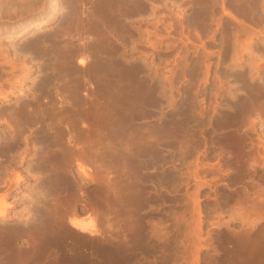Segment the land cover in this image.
Segmentation results:
<instances>
[{
	"label": "rangeland",
	"instance_id": "rangeland-1",
	"mask_svg": "<svg viewBox=\"0 0 264 264\" xmlns=\"http://www.w3.org/2000/svg\"><path fill=\"white\" fill-rule=\"evenodd\" d=\"M0 1V5L3 4L2 2H5V0ZM7 1L6 4L8 5ZM52 1L41 0L34 2L33 0H17L12 6H7L6 4L0 6L1 8L3 7L2 9L0 8V11L2 10L0 12V44L2 47L0 48V91L11 89L12 83L16 82V80L21 81L23 89L21 92L17 91L16 95L0 100V104L2 105L12 104V102L23 100L29 96H40L42 93L38 89L39 82L44 79L46 73L50 70L49 65H46L47 67L44 66V64H48L49 60L42 53L25 50L21 48V45L33 36L41 35L42 37L43 34L53 32L62 25L61 21L68 8L67 0H58L60 3L58 7L59 12H56L53 20L42 23L46 22L43 20H47L51 13H53ZM260 1L264 6V0ZM241 2L242 0H144V5H146L144 8L138 12L135 11V14L132 13L128 15L130 17L125 18V24L131 30L124 35L125 37H122L123 40L120 38L121 40L119 39L117 42L120 49L123 50L121 52L124 53L123 58L120 59L126 64H145V67L147 66L146 72H148V80H146L156 86V92L160 91L158 98L161 100L153 106H149L150 109H148L146 114L141 113V115L137 113V117L136 115V118L133 117L131 122L136 126L131 122L132 125L125 122L126 124L123 128L127 131L133 126L134 128L131 127L133 130H140L139 128H141L142 131L149 132L150 127V129L154 128V131L151 130L150 132L156 133V124L158 127L160 124L164 125V121L166 124L171 115L176 116L180 114V117L184 116L183 118L178 116L179 119H183L181 121L183 123V130L182 134L178 135L177 141H173L172 143L167 142L163 145L162 153H164L166 160L165 165L163 164L165 166L163 167L164 169L160 166L156 168L151 162L146 164L147 168H145V172L149 176L148 178L146 177L149 180L146 185L148 193H146L152 198L150 199L149 197L150 201L146 207L144 219H147L151 224L146 223L148 226L146 227L149 228L148 230L158 228L155 229V232L157 231L160 235H157L154 230L151 234L154 233V236L157 238L161 236L159 242L160 240L162 241L159 243V245L162 243L159 248V250L162 248L161 252L155 248L150 250L152 255L150 251V254L146 251L141 252L146 260L149 258L147 262L150 264L154 263L153 261L156 260V257L164 261L166 256L167 260H170H168L169 263L167 262V264H217L215 261H210V263L209 258H215L218 254L222 255L225 250L227 253H231L240 236L252 229L255 230V233L262 234L261 242L264 243V8L261 11L249 7L242 12L240 11ZM82 5H87L86 7L90 8L91 2L90 0H85ZM86 7L81 6L80 8L86 9L84 11L88 13L87 10L89 9ZM237 20L238 23L236 22ZM244 23L251 24L262 33H253V30L242 25ZM23 27H27V31L20 35L17 34ZM69 30L74 34V30ZM79 35L85 38H80ZM85 35L87 34L81 33L75 35V40L74 38L72 39L76 44H73V41L69 37L65 40L67 43L69 40V46L80 47L82 45L79 42L81 39H85V41L81 40L82 43L89 40V36ZM86 37L88 40H86ZM76 39L80 40L76 42ZM245 39H251L250 45L247 48L243 44ZM46 40V44L49 45L50 41L48 38ZM78 58L79 56L76 55L72 64H77ZM86 86L87 84L82 86L83 89L82 87L80 88V91H82L78 92V95L79 97H83L82 99H87V102H90L92 97L93 101V97H97V91L92 90L89 84L88 88ZM84 92L88 93L87 96L82 94ZM93 94L94 96H91ZM254 94L260 95L254 104L255 106L253 105L254 110L251 107L252 111L249 108L250 112L247 111L245 118V115H243L242 119H245V121L244 123L242 121L243 125L239 128L235 120L228 117L231 113L236 112L238 102L243 104L247 102L248 104V100ZM64 95L62 94L61 96L63 97ZM241 97L244 98L243 101ZM64 98L65 100H62V103L60 101L61 104L67 100L66 98L69 101L74 100L75 102L74 96L70 97L66 94ZM71 98L72 100H70ZM56 100L58 101V99ZM56 100L48 97V101L45 103L47 110L51 106L49 111L55 109L59 112V101L56 103ZM245 100L246 102H244ZM234 104L237 105L234 106ZM95 108H90L88 111V115L85 118L86 125L79 122V129L85 131L86 134L90 133L89 139H93L94 137L99 142L103 139L101 142L103 143L106 139L102 136H107L108 129L105 127L106 125L103 126L101 122L99 123L100 110L97 107ZM53 112L56 113V111ZM11 119V117L10 119L7 117L6 121L2 118L0 119L2 139L5 137V140H10L11 137L14 139L17 134L16 131H18L20 138L24 136L21 139L25 138L24 140H26V142L20 145L19 149L15 150V159H19L20 163H25L30 161L37 162L40 157L41 161L43 153H46L42 149H47L42 142L45 131L43 128L46 127L45 125H47L49 119H44L46 120L45 122L44 120L36 122L37 124H28V127L27 125L23 126L24 130L20 128V125L18 127L17 123ZM228 119L232 120V122L228 121ZM8 120L15 123L8 124ZM64 120L67 121L66 119ZM65 121H63L64 123L57 121L53 126H63L62 129H64V125L67 123ZM226 121L229 123L228 126ZM233 121L236 123V126ZM220 123L223 127L220 126ZM12 124H15V126H12ZM40 129L43 131L38 133ZM128 131L130 132L131 130ZM234 134L240 137V139L242 138L241 144L244 151L248 154L247 156L244 152V159L247 161V165H251L250 167L253 168H247L249 172L246 170L247 174L238 178L235 177L237 175L236 171L239 168H237L238 165L234 162L237 160V154L228 140L229 137L235 136ZM227 136L226 141L225 138ZM34 138L38 139L35 140ZM115 139L112 138L114 141L110 140V143L111 141L113 143L111 144L113 148L118 145V140L116 139L115 142ZM73 140L77 142L76 138H73ZM81 140H78L79 144ZM83 140H85L84 144H86V136ZM41 142L42 144H38ZM76 142L74 143L76 144ZM48 149L45 151H48ZM97 152L98 156L100 152V156L102 157L92 154L91 158L94 156V161L89 156L86 158L90 160L85 161L86 166H90L93 169L90 170L92 171L93 178L92 176H86L80 171L76 162H71L70 166H67L70 169L67 173L74 180L77 178L76 182L79 184L82 182L81 188L85 191L84 197H80L77 203V205L83 204L84 207V212L80 213V216L84 220H88L90 216L96 215L100 231L104 230L101 234L95 235L96 237L101 236L102 233L104 235L99 238H109L111 236L109 238L111 239L114 235L117 237L118 234L120 239L124 236L129 237V231L125 228L127 226L123 218L121 219V217L119 218L118 215L114 214L118 212L116 211L117 206L112 207L111 201L109 203L106 200L102 205L99 203L100 201H98L99 204H96L91 199L95 187H98L100 183L98 180L101 179L100 181L106 182V180L112 177V180H110L113 181V177L116 179L117 175V173H114L117 171V168L115 167L116 164H113L114 158L111 156L112 152L110 154L109 151L105 150V152L109 153V156L106 153L102 154L104 150H97ZM104 154L105 156L107 155L106 158L110 157L113 162L109 159H104ZM97 157L101 159V162L105 161L104 164L102 162L100 166V160ZM106 161H111L110 163L113 165L110 163L105 164ZM173 163L176 164L175 172L178 175L175 182H165L164 180L161 182V186L156 185V172L154 171L151 174L148 166L151 164L149 168L153 166L155 169L153 167L150 169H157L156 171L162 168L163 170H161L166 174L167 170L172 168L171 165H174ZM103 165H106L105 168L107 170L103 171L105 169L101 168ZM109 165L114 167L111 169ZM107 167L111 170V173L113 172L112 174L110 172L107 173L109 170ZM165 170L166 172H164ZM37 172L32 176L28 175L27 172L21 171L19 168H15L14 170L7 169L3 167V161L0 159V184L5 179H8L6 183L10 184V189L16 185V189H19L27 185V182L35 183V185L31 186L30 190L24 189L28 193L24 201L31 203L33 207L27 206L22 211H16L15 207L8 206L7 213L10 218L2 220L0 217V229L3 228L4 230H0V234H5L4 232L14 227L17 221L37 217L35 214L36 211L38 212L37 205L39 206L40 202L36 203L35 190L38 182H40L39 180L48 176L47 173H43L39 169ZM70 172L72 173L70 174ZM197 172L198 174L196 175ZM101 173H107L108 175L110 173V175L106 177L107 174H105L106 179L104 180L103 177L100 178ZM17 174H21L24 177L19 183L16 182ZM151 182L154 183L152 184ZM156 189L159 193L156 192ZM3 195L5 196V200L11 205L14 203L12 201L13 197L18 194H8L7 191H3V188H0V198ZM49 199L54 200V195H50ZM55 200L53 202H56ZM104 204H107V208H105ZM61 205H65V202L63 201ZM110 208L114 210V213L111 212ZM103 209L107 211L105 212ZM147 220L145 221L147 222ZM109 222L113 223H111V227L108 226ZM64 224L68 225L66 227L70 228V231L72 230V236L74 235V237L78 234L77 236L81 235L89 239L96 238L95 236L91 237L88 233H81L68 222ZM117 225L118 228L116 227ZM112 226L115 228L114 230ZM199 226L201 227L199 228ZM118 229L120 230L118 231ZM124 229L125 231L122 233L121 230ZM74 230L77 231L74 232ZM3 236L0 235V237ZM119 237H117V240H119ZM73 238L70 237L69 239L74 240V246L76 242ZM18 241H20V244H25L28 238L23 236ZM197 247L200 249H197ZM79 248H81L82 252L85 250L83 253L86 254L90 251V247L86 244L85 247L84 244H80ZM83 248L85 249L83 250ZM169 253L173 255H168ZM146 256L149 257L147 258ZM153 256H156L154 257L155 259ZM170 258L174 260L172 259L171 262ZM151 259L152 261L149 262Z\"/></svg>",
	"mask_w": 264,
	"mask_h": 264
},
{
	"label": "bare ground",
	"instance_id": "bare-ground-1",
	"mask_svg": "<svg viewBox=\"0 0 264 264\" xmlns=\"http://www.w3.org/2000/svg\"><path fill=\"white\" fill-rule=\"evenodd\" d=\"M6 1L7 0H5V2H2L3 4L0 6L6 4ZM33 1L39 2L41 0H33ZM59 1L58 0L52 1L53 13H51V15L47 18V20H43L46 22H42V23H47L48 21L53 20L56 12H59L58 11V7L60 6ZM67 1H68L67 2L68 8L63 20L61 21L62 22L61 26H59L53 32L43 34L42 37L41 35L33 36L32 38H29L21 45V48L25 50H29L32 52L35 51L36 53L38 52L42 53L44 57L48 58L49 60L48 64L46 63L44 64V66L47 67L49 65L50 70H48L44 79L40 81L41 83L39 82L38 89H40V92H42L41 95L39 96L36 94L37 96H33V97L29 96L27 98H24L23 100L21 99L14 103L12 102V104H8V105L5 104L6 106L0 104V117L5 121L7 120V117H9V119L11 117L17 123V126L20 125L21 129H23L26 125L28 127V124H33L36 122L38 123L48 118L49 119L47 121L48 123L47 125H45L46 127L43 128V130L45 131L44 133L41 132L43 133V137L39 134L38 135L44 138L42 139V142L44 143V147L47 149L49 148L50 150L52 149L51 152L48 149L49 151L48 152L45 151L47 149H42L43 148L42 146L41 149L44 150V152L46 153H43V156L40 155L42 156L41 161H40V157L39 158L37 157L38 158L37 162H39L37 163L38 169L43 173L48 174L47 177L45 176L46 178L43 177L44 179L42 178V180L41 179L39 180L40 184L38 188H41V190L36 192L35 194L36 203L40 202L39 206H37V210L39 213L36 211V214L35 213L34 214L37 215V217H35L34 219L21 220V223L24 221L26 222L19 225H17L16 223V225L11 229L6 230V228H4L6 230L4 232L5 234H3L4 236L0 234L1 236H3L0 237V264H150L147 262V260L149 259L148 257L150 255L148 257L146 256L148 258L146 260V258H144L145 256L143 257L142 255L143 253L142 251H146L148 252V254H150L151 253L150 250H153V248L159 250L162 244L161 243L159 245V243L162 241L160 240L159 242L161 236L157 238L154 236L155 235L154 233L151 234L153 230L155 232V229L157 227L155 229H151L150 227L151 230H148L149 228H147L148 226L146 225V223H149V221L147 219H144V213H146L145 212L146 207L148 205V202L152 198L147 194L148 190H146L147 189L146 185L148 184L147 182H149V180L146 179V177L148 178L149 176H147L145 172V168H147L146 164H148L149 162H151L153 166L155 165L156 168H159L157 166H160L162 168L165 167L164 163L166 160L164 157V153H162V149L164 147L163 145L164 143L167 142L172 143L173 141H177L176 139L178 135H180V133L183 130L182 128L183 123L181 122L183 119L182 120L179 119L180 114L176 116L171 115V118H169V120L166 121V124L165 121H164V125L160 124L159 127L156 124L157 126V127L155 126L156 133L150 132L151 130L154 131V128L150 129V127H149L150 131L147 130L149 132H146L145 130L144 132L141 130V128H139L140 130L138 129L133 130L131 129V127L133 126L130 127L129 125L128 126L130 128L128 130H131L130 132L128 130L126 131L125 128H123L126 124L125 122L130 123L133 117L134 118L137 117V113L146 114V112L148 111V109H150L151 106H153L155 103H158L161 100L158 98L159 96L158 94L160 93V91L156 92V86L154 84H151L152 82L149 83L147 81L148 80L147 79L148 72H146L147 66L145 67V64L143 65L142 63L141 64L123 63L120 58H123L122 56L124 53L121 52L122 49H120L119 45L117 44L118 40L122 38L124 35H126V33L130 32L131 30V28L129 26L127 27V25L125 24L126 23L125 18L130 17L128 15L134 13L135 11L138 12L139 10L144 8L146 6L144 5V0H90L91 2L90 8L86 7L87 5H82L83 1L85 0L83 1L67 0ZM15 2H17V0L7 1L8 5L11 6ZM80 5L88 8L89 9L87 10L88 13L84 11L86 9L84 10L82 9L84 7L80 8L81 7ZM249 7H253L261 11L264 8L263 3L260 0H242L240 4V11L244 12ZM236 22L238 23V20ZM242 25L253 30V33L255 34L262 33L259 29L255 28L251 24L244 23ZM69 29L74 30L76 32V33L73 32L75 35L81 33L87 34L89 36V40L86 37V40L88 41L82 43L81 40L83 39L81 40L79 39L80 41L76 39V42L79 41L82 45H80L78 42L80 47L79 46L72 47V45L69 46L70 45L69 40L67 43L66 38L69 37V39L71 38V40L73 41L72 38L76 37L74 34L70 32ZM26 31H27V27H23L17 34L20 35ZM79 37L85 38L83 36L81 37V35H79ZM46 38H48V40L50 41L49 45L46 44L47 43ZM83 41H85V39ZM249 42H251V39L250 40L245 39L243 41V44L246 45L245 46L246 48L248 45H250ZM73 44L76 43H74L73 41ZM0 48H2L1 44H0ZM76 55L79 56L77 60V64H72ZM72 74L74 75L70 77ZM94 81L96 82V86ZM14 82L11 85L12 86L11 89L0 91V100L7 99L12 95H16L18 93L17 91L21 92V90H23L20 80H16L15 83ZM86 84L87 86L89 84L92 90L94 89L97 91L96 93L97 97L95 96L96 99L95 97H93V101H92V97H91L90 102H87L88 101L87 99L86 100L82 99L83 97L81 96L79 97L78 95V92L80 93L82 91V90L80 91V88L82 86H85ZM254 93L256 92L254 91ZM62 94H65L64 96H66V94L70 97L74 96L75 102L74 100L69 101L68 98H66L67 100L65 102L63 101L64 105L61 104L62 100H65V98L63 99L64 96L63 97L61 96ZM82 94L83 95L85 94L87 96L88 93L84 92ZM91 96H94V94ZM259 96H260L259 94H254L250 98V100H248L249 101L248 104L246 100L244 101L246 102L244 104L238 102V105L236 104L237 108L234 107L236 108V112H234L233 114L231 113L232 116L230 117L231 115L230 114L228 118L229 119L233 118V120H235L237 125H239V128L242 127L243 125L242 121L243 123L245 121V119L244 120L242 119L243 115H245L244 116L245 118L247 111L250 112L249 108L250 110L251 107L253 108V105L256 103ZM48 97H50L51 99L54 98L55 100L58 99L59 103L61 101V103L59 104L58 101L56 100L57 101L56 103H58V106L60 108L59 110L60 114L55 109L54 110L51 109L49 111V109L51 108V106H49L51 102L48 105L49 109L47 110V105L45 103L48 101ZM243 99L244 98H242V101ZM70 100H72V98ZM236 105L234 104V106ZM53 107L55 108V106ZM95 107H97L100 110L99 123L101 122V125L103 126L106 125L105 127H107L108 129L107 132L108 134L106 137L101 135L103 138L106 139V141H104L103 143H101L103 139H101L102 141L99 142V140L95 139L93 136H92L93 139L92 138L89 139L90 133L86 134L85 131L79 129V122H82L83 125H86L87 122L85 118L88 115V111L90 110V108L94 109ZM252 110H254V108ZM53 111H56V113ZM233 111L235 110L233 109ZM140 114H138V116H140ZM183 117L184 116L180 118ZM224 118H222V120ZM64 119H66L67 121H65ZM229 119L228 121L232 122V120ZM45 121L46 120H44V122ZM57 121L67 122L64 125L65 128L62 129L63 126L61 127L53 126L57 123ZM228 121H226L227 126L229 124ZM9 122L8 124L15 123L13 121H9ZM222 123L224 125L223 121ZM236 123H234L235 126ZM71 125L72 127H70ZM12 126H15V124H12ZM41 126L43 127L42 124ZM18 127H16V129ZM43 130L40 129L38 133H40V131ZM16 133L18 134V131H16ZM17 134L15 135L16 137L13 136L15 137L14 139L11 137L12 139L10 138V140H5L6 137L2 139L3 135L0 132V140H2V142H0L1 143L0 154L2 153V151H7V149L9 148H14L15 151L17 148L18 149L20 148V145L22 143L26 142V140H24L25 138L21 139L24 136L21 135L22 137L20 138L19 135L20 133L18 134V136ZM236 134H234L235 136H233L232 138L229 137L228 140L232 145L234 152H236L237 154V160H235L234 162L236 165H238V167L237 166L236 167L239 168V170L236 171L237 175L235 177L238 178L239 176L241 177L247 174L245 172L246 170L248 171L247 168H252V167H250L251 165L248 166L247 165L248 163H246L247 161L244 159V154L246 152L244 151L243 145L241 144L242 138L240 139V137L236 136ZM85 136L87 138L86 144H84L85 140H83ZM73 138H76L77 142L74 141L75 139L73 140ZM112 138L113 139L116 138L118 140L117 143L118 145L116 144L117 146L116 147L114 146V148L111 146V144H113L112 141H114L112 140ZM227 138L228 136L225 138V140ZM34 139L37 140L36 138ZM80 139L82 140L79 144ZM110 140H112L111 143ZM42 142L38 144H42ZM74 142H76V144ZM98 143L99 145L100 144L101 145L97 146ZM97 150L100 151L104 150L102 154L106 153L107 155L109 153L111 154L112 152L111 156L112 158H114L113 164L114 165L116 164L115 167L117 168V171L115 169L116 172L114 173H117V175H116V179L115 177H113V181H111L112 180L111 176H110L111 178L109 177L111 180L110 179L106 180V182L100 181L101 179L98 180L100 183L98 187L97 186L95 187L94 192L92 191L93 193L91 199H93V202L95 201L96 204L98 203V201H100L99 203L102 205L106 200V202L109 203L111 201L112 207L117 206L116 211L118 212L114 213V210L110 208L112 210L111 212L118 215L119 218L120 217L121 219L123 218V221L126 223L127 227L125 226L122 227H125L129 231V233L127 232L129 237L121 236L122 240L120 239L119 234L117 235V237H119V240H117L118 238L115 237V235L111 239H109L111 236L109 238H103V237L99 238L102 235H104L103 233L101 236L96 237L97 234H101V232L104 231L103 229H102L103 231H100V228L97 223L98 219L96 218V215L94 214V216H90L88 220H84V218L80 216V213L82 212H80L78 208L74 206L75 203L79 201L80 197H82L85 194L84 193L85 191H83L84 189L82 190L81 188L82 182L81 184H79L78 182H76L77 180L76 177H75L76 180H74L71 177V175L67 173L68 170H70L67 166H70L71 162L72 163L76 162L80 171H82L86 176H90V177L92 176L93 178L92 171H90L93 169L90 168V166L89 167L86 166L85 161H89L90 160L89 158H91L92 154L93 155L97 154L98 156V152L96 153ZM105 150L109 151V153L105 152ZM100 155L101 154L99 152V156ZM107 155L105 156L104 154L105 158L104 156L103 158L111 160L110 157L106 158ZM88 156L89 158L87 159L86 157ZM91 159L93 160L94 156H92ZM98 159L100 160V166H101V163L103 161L101 162V159L100 158ZM111 161L108 162L106 161L105 164L110 163ZM175 165L176 164L171 165L172 168L168 169V167L170 166L169 165L167 167L168 172H166V170L164 171L166 172V174L163 173L162 171L164 168L163 169L161 168L162 170L158 169V171H156L157 169L154 170L155 168L153 166L152 167L154 169H150L152 167L149 168L148 166V169L150 170L151 174L154 171L156 172L155 175L157 177V180L155 181V184L161 186V182L164 180L165 182L166 181H170L171 183L175 182L176 177L178 176L175 172L176 171ZM103 166L101 168H105L106 165ZM112 167L110 166L111 169ZM105 170L107 169L105 168L103 171ZM103 171L101 172L103 173ZM108 172L111 173V170L109 169L107 173ZM71 173L72 172H70V174ZM102 173L100 175V178L103 177L104 180L106 179V177L110 175V173L109 175L105 173L107 174V176ZM197 174L198 172L196 173V175ZM94 178L96 179L95 176ZM22 179H24V177L21 174H17L16 182L19 183ZM156 192H158L157 189ZM160 192L162 193V191ZM64 193L67 194V210L62 209V205H61L63 202ZM50 195L51 196L54 195L56 199L54 200L56 202H53L54 201L53 199L50 200L51 198L49 199ZM106 205L107 204H104L105 208H107ZM8 206H10V203L5 200V196L3 195L2 198H0V217L2 220L10 218L9 214L7 213ZM103 210L105 212L107 211L105 209ZM145 220H147V222ZM67 222L73 228L77 229L81 233H88L91 237L96 235L95 236L96 238L89 239L88 237L87 238L83 237L80 234H79L80 236H77L78 234H76L74 239L77 244L75 243L76 246L74 245V250L71 247L69 253H59L58 251H56V247L62 245V241L64 238L66 237L72 238V233H73L71 232L72 230L70 231L69 230L70 228L66 227L68 225L64 224ZM111 223L109 222L108 226L111 227V225L113 224ZM199 223L201 222L199 221ZM116 227L118 228V225ZM200 227L201 226H199V228ZM12 229L15 230V235L14 234L10 235ZM112 229L114 230L115 228H113L112 226ZM120 229H118V231ZM0 230H3V228ZM76 231L74 230V232ZM124 231L125 229L121 230L122 233H124ZM155 233H157V231ZM17 235H24L25 237L28 238V241L26 242V246L24 249L18 247L17 241H15L14 238H12L13 236L16 237ZM157 235L160 234L157 233ZM31 237H33V239L30 240ZM261 240H262V234L260 233L257 234V232L255 233V230L253 229L251 231L249 230L245 234H242L240 238L236 241L234 249L231 253L229 252L227 253V251L225 250L224 253H222V255L218 254L219 256L217 255V257L215 258L213 257L211 259L209 258V262L215 261L217 264L218 263L219 264H264V245H263L264 243L261 242ZM79 243L84 244V247L85 244L88 245V247H90L89 248L90 251L88 250L89 251L88 254L83 253L85 251L84 250L85 248H83L84 251L82 252V256L79 254L80 253L79 250L81 249L79 248L80 245ZM199 247H197V249ZM197 249L196 251H198ZM161 251L162 248L161 250H159V252ZM171 254L169 253L168 255ZM50 257H52V259H50ZM154 257L156 256H153V258ZM166 257L164 261L159 260L158 259L159 257L158 258L156 257V260H154L153 261L154 263L152 264H167L169 259L167 260ZM151 261L152 259L149 260V262Z\"/></svg>",
	"mask_w": 264,
	"mask_h": 264
},
{
	"label": "flooded vegetation",
	"instance_id": "flooded-vegetation-1",
	"mask_svg": "<svg viewBox=\"0 0 264 264\" xmlns=\"http://www.w3.org/2000/svg\"><path fill=\"white\" fill-rule=\"evenodd\" d=\"M15 156H16V154H15L14 148H9V149H7V151H2V153L0 154V159L3 161V167L10 169V170H14L15 168H19L21 171L27 172L28 175H32V176L35 175L36 173H38L37 172L38 164L36 161L20 163V160L15 159ZM28 170H30V172H28ZM6 180H8V179H5V181L0 184V188H3V191H7L8 194H18V195L13 197L12 201L14 203H12L10 206L15 207L16 211H22L27 206H30L32 208L33 205L31 203H26L24 201L25 196L28 195V193L25 192L24 189L30 190L31 186L35 185V183L27 182L26 183L27 185H24V186L20 187L19 189H16L17 185L13 186L10 189L9 188L10 184L6 183ZM39 184H40V182H38V185H37L35 192H38L41 190V188H38ZM63 197H64L63 201L65 202V205H62V209L67 210V194L64 193ZM77 203H75L74 206H76V208H78V210L80 212H84L83 204L77 205ZM24 222H26V221H24ZM24 222H22V223H24ZM32 222H33V220H32ZM15 223H17V225L22 224L21 221H17ZM13 234L15 235V230L12 229V231L10 232V235H13ZM23 236L24 235H17L16 237L15 236L12 237V238H14L15 241H17L18 247H20L22 249L25 248L26 243L20 244V241H18V239L22 238ZM73 237H74V235L72 236V238ZM73 242H74V240H70L68 237L64 238L62 241V245L56 247V251H58L59 253H69L70 252L69 250L71 247L74 250ZM79 252H80L79 254L82 256V250H79ZM50 259H52V257H50Z\"/></svg>",
	"mask_w": 264,
	"mask_h": 264
}]
</instances>
